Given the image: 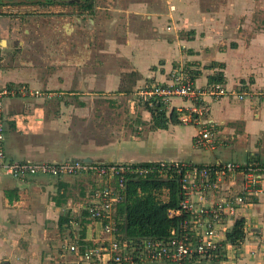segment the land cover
<instances>
[{
    "label": "crops",
    "instance_id": "0c3cea01",
    "mask_svg": "<svg viewBox=\"0 0 264 264\" xmlns=\"http://www.w3.org/2000/svg\"><path fill=\"white\" fill-rule=\"evenodd\" d=\"M82 2L0 0V84L15 89L14 96L3 100L6 160L55 164L80 161L94 165L179 162L212 166L232 162L225 159L236 154L239 164L264 165L263 0L252 6V12L239 11L233 3L228 4L233 21L229 20L231 24L225 27V23L203 19L200 14L190 28L192 32L180 35L175 24L167 27L166 32L154 29L152 11L146 4L102 7L98 12L102 21L110 25L126 21L130 32L122 33L124 42L107 45L105 41L96 53L95 61L101 65L91 71L85 66L92 58L89 36L93 27L87 19H74L72 13V8H78L76 4ZM39 46L52 61L48 67L56 69L57 74H48L45 60L38 65L34 61L36 55H41ZM4 50H8L7 57ZM106 59L118 64L106 65ZM180 69L194 70V83L200 89L209 86L210 77H222L227 95L218 100L202 98L207 113L201 119L213 126L214 150L194 147L197 125L180 121L192 104L180 98L172 99L166 106L167 115L175 112L174 121L169 119L166 129H153L151 113L135 105L129 112L135 132H131L127 144L120 143L116 126L110 129L108 142L100 140L99 144L88 146L84 145L85 139L83 143L78 141L81 145L77 143L78 126H86L94 113L102 112L93 111L99 100H105L102 93L113 92L110 98L117 99L143 86L145 90L166 85ZM94 90L96 94L89 93ZM240 94H244L243 99L238 98ZM99 134L104 138L103 132L96 136ZM191 148L200 154L189 152L190 160L178 161ZM89 175L34 176L21 181L0 171V263H58L67 256L64 244L74 236L87 240L95 237L97 230L87 229V222L82 220L83 205L79 204V200L89 199L88 193L93 189L102 187L97 180V187L89 188L87 178L93 176ZM225 183L232 187L229 181L222 184ZM218 192L214 190L211 195L214 201L221 199ZM61 216L67 217L63 231L58 229ZM237 220L244 222V238L227 253L224 264H264V175L258 195L251 204L238 207L236 219L225 223L227 229ZM61 233L65 236L62 242L57 240Z\"/></svg>",
    "mask_w": 264,
    "mask_h": 264
},
{
    "label": "built area",
    "instance_id": "2783aa9c",
    "mask_svg": "<svg viewBox=\"0 0 264 264\" xmlns=\"http://www.w3.org/2000/svg\"><path fill=\"white\" fill-rule=\"evenodd\" d=\"M21 94L24 87L19 88ZM220 84L206 88L196 87L181 69L172 74L170 83L154 85L139 91L141 101L160 100L168 105L174 98L189 101L192 105L180 117L184 125H197L194 147L200 150H214L213 126L202 122L207 113L203 97L218 100L227 95ZM15 89L0 84V171L4 170L11 178L25 180L34 176L60 177L88 173L98 178H106V185L92 190L88 203L84 204V220L87 229L97 230L92 239L74 236L64 244L71 264H220V234L223 224L236 219L238 207L251 204L261 189L264 172L255 163L239 164L222 162L212 166H199L190 163H158L162 170L177 175L179 203L176 209L169 210V218H180L176 227L170 229L162 239H125L119 231L121 217L118 206L125 200V176L143 177L149 173L146 168L132 169L129 164L94 165L80 161L55 163H29L6 161L4 151L3 100L14 96ZM244 94L238 95L243 99ZM162 174V173H161ZM239 189L233 197L213 200L214 190L228 181ZM236 180V183H235ZM114 181L113 186L111 183ZM232 185L231 188H235ZM228 186V189H231ZM97 227V228H96ZM225 232V231H224ZM84 245L79 246L78 242ZM231 248H233L231 246ZM1 264V263H0Z\"/></svg>",
    "mask_w": 264,
    "mask_h": 264
},
{
    "label": "rangeland",
    "instance_id": "374dc122",
    "mask_svg": "<svg viewBox=\"0 0 264 264\" xmlns=\"http://www.w3.org/2000/svg\"><path fill=\"white\" fill-rule=\"evenodd\" d=\"M258 1L259 0H93L92 1L93 2V13L92 14H90V11L89 12L83 11L79 7L77 8L76 6L72 8L73 9L72 13L74 15V19L75 18H81L82 20L87 19V21H89L90 23L89 25L93 27L91 28V32L89 36L90 38L89 44H90V49L92 50V58L91 60L88 61V65L85 66L91 71L92 68L96 69V67H99L101 65L100 61L98 60L95 61V60L97 58L96 53L98 51L100 52L101 49L104 47L103 43L106 41V44L110 45V43L112 44V42H116V41L118 43L124 42L126 39L122 38L123 36L122 33L130 32L129 23L126 21L120 22L119 24L115 23L114 21V22H111L112 25H110L109 23L107 24L104 20L102 21L98 13V12H101L102 7L104 9L105 8L114 9V8H119L122 5L125 6L126 4H129V3L130 4L131 3L146 4L147 9H150L152 11V16H153L152 18L154 22L152 26L154 29L155 28L156 29L158 28V30L164 29V31L166 32L167 27H172V25L175 24L176 26H178L176 27V32L178 33V35H180L183 33L187 34L189 32H192L190 28H193L192 26L193 24H195V20H196L195 18H198L200 14L201 16H204L203 19H206V20L211 19V21L212 20L220 21L221 22L220 24L222 25L225 23L223 27H225V25L229 26L231 24L230 21H233V20H230L232 18L230 17L231 16V14H229L230 12L228 13V10H227L228 4L233 3L232 5H236L235 9H238L239 11L252 12L253 11L252 6L253 5L256 6ZM241 2H244V3H241ZM246 3L248 4L247 7L241 6L242 4H246ZM107 4L108 6H106ZM115 24H117L118 27H116ZM135 24L136 26L134 27L137 29V27H139L137 24L139 23L136 21ZM72 25L76 27L75 22H72ZM121 25H123L122 27L125 28V31L121 29ZM103 26L106 27V29ZM191 35L194 36V34H191ZM39 47H40L41 55H36L34 57V61L38 65L39 63H44V60H45L47 64L45 68L48 69V74L49 75L57 74L56 69L48 67L49 62H52V61L47 59V57L45 56L43 52V49L41 48V46ZM7 51L8 50H4L5 57H7ZM5 60L6 59L4 58L3 63L5 62ZM106 60L108 63L106 65L112 66L114 64L115 65L118 64L115 61H113V64H112L110 60L108 59ZM122 66H124V64H122ZM144 88H145L144 86L140 87L136 90V92L142 91ZM94 91H90L89 93L96 94V91L95 92ZM136 92L130 95L124 94L122 97H118L117 99L110 98V96L114 94L113 92L109 93L110 95L107 94L106 92L102 93L103 95L101 96H104L105 100L101 102L102 104L100 103V100H99L98 101L99 103L96 104V106L94 105V109H93L94 112L95 111H102V112H99L97 114L93 112L94 118L90 120V122L86 124V126H83V125L81 127L78 126L77 128L78 135L77 137H75V139L77 140V143L81 145V143H83L85 139H87V144H84V145H88V146H92L94 143H95L94 145L99 144L98 142H100V140L104 142H108L106 141L108 139V133L111 132L110 129H112L113 126L114 127L116 126L117 128L114 130L118 129L120 131V143L127 144L126 141H129V138L131 137V132L132 131L135 132V130L131 129L133 128V125L132 123L130 124L132 120L130 116H133V115L129 113L131 111L130 108L132 109L133 106L135 105H137L136 107H139L140 109L144 107V105L141 104L142 102L139 96L138 95L135 96ZM102 106L103 108H101ZM97 132H103L104 138H102L100 134L96 136ZM214 138H215V133H214ZM121 139H124L125 142ZM78 141L81 143H79ZM190 150L191 151L187 149L185 151V154H183L181 158L178 159V161L181 162V161L190 160L191 155H189V152H193L194 155H195V152L196 154L199 153L197 149L191 148ZM193 158H196V157L194 156ZM225 161H232L234 163H237L238 159H237L236 154H231L228 158L225 159ZM161 177L165 178V173H162ZM97 180L99 181L100 186L106 185V182L108 181L106 178L98 179L97 176H91V178L88 177L87 181L89 184V188L91 186H93L92 189L96 188ZM226 181H228V179H226ZM237 181H239V178L237 179ZM113 183L114 181L111 183L112 186H113ZM235 183H236V180H235ZM231 185H233L232 182H231ZM233 186L235 188L228 189V186L226 185V183L221 184L218 190L219 191L218 198L225 199V197H228V196L233 197L239 189L238 185L235 184ZM87 193L88 192H86L85 194L87 195ZM157 195L161 201H165L167 199L166 190H162L160 193H157ZM208 197L211 198L210 195ZM88 201L89 200L82 199V200H79V204H81V207H82V205L84 206V204L88 203ZM78 210H79V206H78ZM226 229H227V224H223V230L220 234L221 237H219L220 238L219 243L221 242V247H222L221 253L219 254V259L221 261L220 264H224L225 261L227 260V253L229 251H232L231 246L235 247L227 241L226 234L231 229H227V230ZM62 234L63 233L57 234V237H58L57 240H59L60 242H62L63 237H65ZM49 263L51 264H71V258H68L66 256L62 258V260H59L58 263H55L53 261Z\"/></svg>",
    "mask_w": 264,
    "mask_h": 264
},
{
    "label": "trees",
    "instance_id": "16d2710c",
    "mask_svg": "<svg viewBox=\"0 0 264 264\" xmlns=\"http://www.w3.org/2000/svg\"><path fill=\"white\" fill-rule=\"evenodd\" d=\"M93 0H83V4H76L83 11L93 13ZM185 68V67H184ZM183 72L194 81L197 73L194 70L186 69ZM208 84L222 85L221 75L210 77ZM161 86V85H160ZM164 86V85H163ZM144 108L151 113L152 128L166 129L169 119L174 118L175 112L167 115V108L160 100H150L143 102ZM174 121V120H173ZM256 164V163H255ZM131 168H146L149 173L143 177L134 175L125 176V200L118 206L117 214L121 217L119 231L125 239H162L168 236L170 229L176 227L180 218H169V210L176 209L179 203V187L177 175L172 171H164L165 178L161 177L160 164L139 163L131 164ZM201 166V165H200ZM211 166V165H207ZM261 167L264 172V165ZM162 190L167 191V199L161 201L157 195ZM67 217L61 216L58 220V229L63 231ZM243 220H237L231 230L226 234L227 241L237 247L243 240ZM79 246L84 245L78 242Z\"/></svg>",
    "mask_w": 264,
    "mask_h": 264
},
{
    "label": "water",
    "instance_id": "95a60500",
    "mask_svg": "<svg viewBox=\"0 0 264 264\" xmlns=\"http://www.w3.org/2000/svg\"><path fill=\"white\" fill-rule=\"evenodd\" d=\"M7 162H9V160H6Z\"/></svg>",
    "mask_w": 264,
    "mask_h": 264
}]
</instances>
